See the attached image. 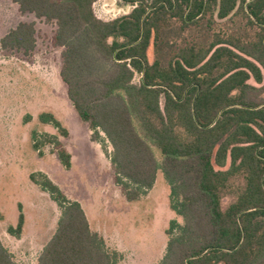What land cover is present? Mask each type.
I'll return each mask as SVG.
<instances>
[{
    "label": "trees",
    "instance_id": "16d2710c",
    "mask_svg": "<svg viewBox=\"0 0 264 264\" xmlns=\"http://www.w3.org/2000/svg\"><path fill=\"white\" fill-rule=\"evenodd\" d=\"M11 1L54 26L66 97L89 140L110 145L123 199L139 200L162 174L181 222H169L155 264H264V0H118L130 11L108 21L95 16L97 0ZM232 18L239 32L212 31ZM174 30L189 36L171 41ZM35 34L33 22H19L0 37V51L30 56ZM37 120L67 137L51 113ZM30 143L39 156L50 145L69 169L55 136L32 130ZM30 180L59 210L36 264H119L121 253L106 247L78 202L44 174ZM235 180L241 185L223 209ZM17 212L6 228L15 239L24 225ZM0 264H17L2 244Z\"/></svg>",
    "mask_w": 264,
    "mask_h": 264
},
{
    "label": "rangeland",
    "instance_id": "374dc122",
    "mask_svg": "<svg viewBox=\"0 0 264 264\" xmlns=\"http://www.w3.org/2000/svg\"><path fill=\"white\" fill-rule=\"evenodd\" d=\"M93 11L98 19L108 21L127 14L130 7L118 0H97ZM19 22L34 23L36 43L27 57L0 51V244L17 264H36L59 216L55 203L30 180L31 174L41 173L69 200L80 204L90 228L103 237L107 248L121 253L119 264H155L164 253V231L169 222H181L168 207V187L162 174H156L153 186L139 200L128 203L123 199L113 181L110 145L102 136L97 142L89 140L86 125L66 97L59 78L61 49L51 44L54 26L19 14L11 0H0V37ZM212 31L235 34L240 30L232 18L215 23ZM188 36V32L174 30L169 39L179 41ZM249 83L255 86L252 80ZM43 112L61 123L67 137L38 122L37 116ZM32 130L55 136L62 143L70 155L68 170L62 168L50 145L39 148L41 156L31 149ZM240 185V180H235L231 192L222 197L223 209ZM17 206L24 225L20 238L15 239L6 228L15 225Z\"/></svg>",
    "mask_w": 264,
    "mask_h": 264
}]
</instances>
